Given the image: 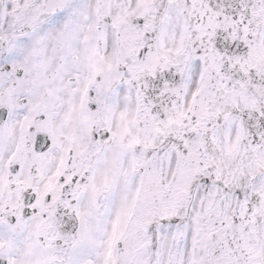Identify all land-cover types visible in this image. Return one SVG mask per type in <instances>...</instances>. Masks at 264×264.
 <instances>
[{"label": "snow or ice", "instance_id": "1", "mask_svg": "<svg viewBox=\"0 0 264 264\" xmlns=\"http://www.w3.org/2000/svg\"><path fill=\"white\" fill-rule=\"evenodd\" d=\"M0 264H264V0H0Z\"/></svg>", "mask_w": 264, "mask_h": 264}]
</instances>
